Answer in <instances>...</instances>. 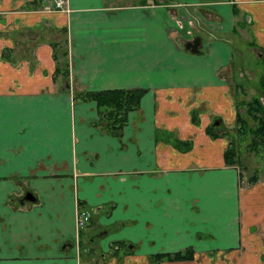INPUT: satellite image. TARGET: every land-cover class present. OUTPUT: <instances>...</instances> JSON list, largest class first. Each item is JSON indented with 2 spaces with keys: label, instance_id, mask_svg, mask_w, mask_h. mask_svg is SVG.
I'll use <instances>...</instances> for the list:
<instances>
[{
  "label": "crops",
  "instance_id": "0c3cea01",
  "mask_svg": "<svg viewBox=\"0 0 264 264\" xmlns=\"http://www.w3.org/2000/svg\"><path fill=\"white\" fill-rule=\"evenodd\" d=\"M30 1L0 0V264H264V178L238 184L227 140L205 132L235 122L238 44L262 60L264 0ZM188 8L192 38L173 15ZM112 88L145 89L118 135L75 97Z\"/></svg>",
  "mask_w": 264,
  "mask_h": 264
},
{
  "label": "trees",
  "instance_id": "16d2710c",
  "mask_svg": "<svg viewBox=\"0 0 264 264\" xmlns=\"http://www.w3.org/2000/svg\"><path fill=\"white\" fill-rule=\"evenodd\" d=\"M40 0L30 1L29 5H35ZM55 59V56H54ZM264 59V55L262 56ZM64 72L65 70H61ZM59 72V71H58ZM259 87L264 93V74L259 77ZM237 89L242 91L243 98L235 102L236 118L233 126L226 128L218 117H214L210 124L205 128V132L211 138L224 137L227 140V145L223 151V159L226 166L239 168L240 166V150L239 143L246 137L249 139L247 149L251 152H257L258 149H264V105L257 96H251L245 99V90L241 84L235 85ZM143 88H112L101 90H86L75 95L78 100L94 101L97 111L98 120L96 125L106 133L119 134L126 125L128 114L139 109L140 98L144 94ZM244 108L243 115L238 108ZM197 111L192 112L191 121L197 123ZM249 118L253 124L247 122ZM172 144L179 151H185L190 148V142L180 141L172 138ZM239 170L238 184L241 180H246V183H253L257 179L256 174L243 178ZM79 203V202H78ZM81 203V202H80ZM79 203V204H80ZM81 206V204H80ZM194 251L191 247H186L171 253H156L151 256L153 261L166 259L171 261L191 260Z\"/></svg>",
  "mask_w": 264,
  "mask_h": 264
},
{
  "label": "rangeland",
  "instance_id": "374dc122",
  "mask_svg": "<svg viewBox=\"0 0 264 264\" xmlns=\"http://www.w3.org/2000/svg\"><path fill=\"white\" fill-rule=\"evenodd\" d=\"M169 8H173L174 10L177 9L176 7L168 6ZM178 10H180L178 8ZM180 10V14H181ZM188 17L186 20L185 19H181L180 14L173 13V15L175 16L176 20H178V23L181 21L183 22V24H188L189 23V29H188V34L187 36L189 38L195 37L197 35V33H199L200 30V24H201V19H200V14H196L194 9L188 8ZM182 15V14H181ZM179 23V24H180ZM183 27V25H182ZM244 35V34H243ZM240 50L243 51V53L240 52L239 55H236L237 58H241V61H243L247 68L246 69H242V74H238V78L241 79V77L245 78V79H241L244 81V83L242 82L241 85L244 88L243 91L245 90V99H249L251 96H257L260 101L262 102V104L264 105V93L261 90V88L258 86L259 85V77L264 74V59H262L261 61H256L257 57V50L255 49H251L250 53L247 52V45L246 42L242 41L238 44ZM254 47L258 46L256 45H252ZM253 69V70H252ZM259 70V73H258ZM236 90V95L235 99H234V106H235V102L240 100L241 98H243V94L242 91L240 92L239 89H237V87H234ZM82 92V91H80ZM79 93V92H78ZM236 107V106H235ZM238 110L244 115V108L239 107ZM128 121V120H127ZM247 122L249 123V125H252L253 122L247 118ZM249 139L248 138H244L240 143H239V150H240V166L238 169V171L240 170L241 175H243L246 179V177H249L252 174H256L258 177L260 178H264V149H258L257 152H250L247 149V143H248ZM246 180H241V184L245 185ZM79 209V208H78ZM83 210V209H82ZM87 211V210H86ZM88 212V211H87ZM221 259H215V258H208L209 262L208 263H203L202 262V257L197 258L194 263L192 262L191 264H234V262L236 261V259L233 258V256H228V254H225L224 257L223 255H220ZM207 258V257H206Z\"/></svg>",
  "mask_w": 264,
  "mask_h": 264
},
{
  "label": "built area",
  "instance_id": "2783aa9c",
  "mask_svg": "<svg viewBox=\"0 0 264 264\" xmlns=\"http://www.w3.org/2000/svg\"><path fill=\"white\" fill-rule=\"evenodd\" d=\"M67 0H53V6L55 9L66 10ZM89 213L86 210H79L76 216L77 228H82L88 221Z\"/></svg>",
  "mask_w": 264,
  "mask_h": 264
},
{
  "label": "water",
  "instance_id": "95a60500",
  "mask_svg": "<svg viewBox=\"0 0 264 264\" xmlns=\"http://www.w3.org/2000/svg\"><path fill=\"white\" fill-rule=\"evenodd\" d=\"M198 45H199V39L196 37V38H193L192 40L188 41L185 44V48L190 49L191 51H197ZM24 200L33 201L34 197L28 192L24 195Z\"/></svg>",
  "mask_w": 264,
  "mask_h": 264
},
{
  "label": "flooded vegetation",
  "instance_id": "af4514ba",
  "mask_svg": "<svg viewBox=\"0 0 264 264\" xmlns=\"http://www.w3.org/2000/svg\"><path fill=\"white\" fill-rule=\"evenodd\" d=\"M83 210H84V209H83ZM88 213H89V218H88V221L86 222V224H85L82 228H77V226H76L78 232H79L81 229H83L84 227H86V226L88 225V223H89V221H90V212L88 211ZM75 224H76V223H75ZM178 261H180V260H178Z\"/></svg>",
  "mask_w": 264,
  "mask_h": 264
}]
</instances>
